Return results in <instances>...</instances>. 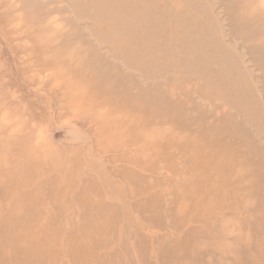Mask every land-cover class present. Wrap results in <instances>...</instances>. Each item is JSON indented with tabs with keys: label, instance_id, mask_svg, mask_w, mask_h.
Listing matches in <instances>:
<instances>
[{
	"label": "rangeland",
	"instance_id": "1",
	"mask_svg": "<svg viewBox=\"0 0 264 264\" xmlns=\"http://www.w3.org/2000/svg\"><path fill=\"white\" fill-rule=\"evenodd\" d=\"M0 264H264V0H0Z\"/></svg>",
	"mask_w": 264,
	"mask_h": 264
}]
</instances>
